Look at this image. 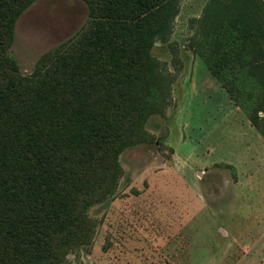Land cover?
<instances>
[{"label":"trees","instance_id":"16d2710c","mask_svg":"<svg viewBox=\"0 0 264 264\" xmlns=\"http://www.w3.org/2000/svg\"><path fill=\"white\" fill-rule=\"evenodd\" d=\"M35 1L0 0V264H61L91 238L88 209L112 191L120 154L154 111L151 52L172 2L84 0L85 27L26 74L9 51ZM194 43L264 133V0H233Z\"/></svg>","mask_w":264,"mask_h":264},{"label":"rangeland","instance_id":"374dc122","mask_svg":"<svg viewBox=\"0 0 264 264\" xmlns=\"http://www.w3.org/2000/svg\"><path fill=\"white\" fill-rule=\"evenodd\" d=\"M232 2L172 0L151 52L154 111L140 140L120 154L112 191L88 209L91 238L61 264H236L251 252L245 243L259 235L245 232L264 219L253 218L252 187H235L241 178L235 165L258 159L256 134L261 143L264 133L194 47L201 28L215 24ZM88 18L84 0L33 2L16 22L9 51L20 71L31 73Z\"/></svg>","mask_w":264,"mask_h":264},{"label":"crops","instance_id":"0c3cea01","mask_svg":"<svg viewBox=\"0 0 264 264\" xmlns=\"http://www.w3.org/2000/svg\"><path fill=\"white\" fill-rule=\"evenodd\" d=\"M256 135H258L256 138L258 146L255 148L254 154L258 159L252 163H236L235 168L240 171L241 178L239 177L235 181V187H252L253 205L256 208L253 218L264 219V161H261L264 156V142L260 143L259 134ZM260 144L263 145L260 146ZM249 171L250 174H247ZM247 229L246 231H248ZM249 233L259 235V238L255 239L251 246L248 247L245 243L246 249H250L253 253L247 252L236 264H264V223L258 221L256 226L253 225L252 229L245 232V234Z\"/></svg>","mask_w":264,"mask_h":264}]
</instances>
